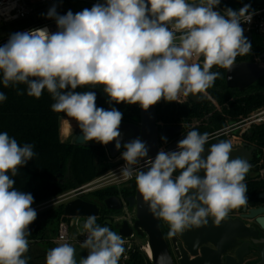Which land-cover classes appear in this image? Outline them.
Wrapping results in <instances>:
<instances>
[{
	"label": "clouds",
	"instance_id": "obj_1",
	"mask_svg": "<svg viewBox=\"0 0 264 264\" xmlns=\"http://www.w3.org/2000/svg\"><path fill=\"white\" fill-rule=\"evenodd\" d=\"M221 0H96L89 8L60 15L56 5L46 13L57 31L47 27L9 35L0 46V74L5 88L39 99L46 89L54 112L64 123L75 121L82 141L115 142L121 150L120 175L135 176L137 191L150 212L169 226L173 237L214 219L219 225L233 209L248 202L245 178L251 163L231 158L233 144L220 140L209 148L208 133L193 128L176 150L161 148L153 158L139 137L122 144L123 113L97 106L95 91L102 85L107 103L139 105L144 111L162 100L200 95L208 98L219 72L231 70L238 56L252 51L244 24L251 23V4L219 10ZM7 99L0 92V102ZM161 139L167 143L166 137ZM207 155L205 156V152ZM37 155L34 145L21 146L0 132V264H28L29 226L37 219L31 193L18 190L13 177ZM201 172L204 173L201 176ZM264 174V173H262ZM90 215L83 223L80 245L87 256L77 262L76 247L62 243L46 252L45 264H119L124 241Z\"/></svg>",
	"mask_w": 264,
	"mask_h": 264
},
{
	"label": "trees",
	"instance_id": "obj_2",
	"mask_svg": "<svg viewBox=\"0 0 264 264\" xmlns=\"http://www.w3.org/2000/svg\"><path fill=\"white\" fill-rule=\"evenodd\" d=\"M71 1L76 6L75 12L85 8L90 9L96 3V0H70L69 2ZM244 4H251L253 10L259 8L254 4V0H221L220 8L230 7L238 10ZM66 13L62 12L63 15ZM45 20L25 22L21 29L39 25ZM13 32L15 31L6 35ZM252 49L260 55L264 53L263 38L256 33L253 34ZM249 58L248 55L239 56L235 62L249 60ZM211 71L221 74L214 85L207 90L211 99L203 97L198 102L188 100L185 104L179 105L162 100L158 103L159 121L168 125H185L189 131L195 128L200 133H208L210 138L224 129L227 124L264 107V79L241 93L227 86L226 69L214 66ZM0 81H2V74H0ZM17 88L23 90L24 94L17 95L16 88H5L0 82V92L7 96L5 101L0 102V132H7L21 146L25 143L34 145V152L37 155L26 166L21 167L18 175L13 177L18 190L31 193L34 197L32 207L82 187L111 170L107 151L102 144L76 145L70 141H62L60 122L62 118L67 117L64 113L52 110L51 105L55 101L46 89L37 99L27 95L26 85L20 84ZM77 91H95L97 106L105 109L116 107L123 113L122 122L139 124L141 121L139 105L124 103L110 105L107 103L102 85H88L78 88ZM196 122L199 124L193 126ZM246 138L258 146V152L255 155L256 168L249 171L244 181L247 185L248 202H252L264 190V180L259 179L260 170H264V124L254 126L246 133ZM209 145L210 143L205 147ZM135 192L136 182L131 189L124 188L119 191L111 186L88 192L82 197L93 203L96 200L104 204L107 198L120 196L121 193L124 198H127ZM111 211L113 212L107 209L100 213L96 223L100 226H108L115 232L114 225L106 222V214ZM67 219L64 216V205L37 212V219L29 226L31 235L28 237L29 251L26 253V256L30 257L28 264H45L46 252L58 245L55 240L59 224ZM127 256L128 258L125 259V255L122 254L119 264H153L151 257L135 243H132L127 251Z\"/></svg>",
	"mask_w": 264,
	"mask_h": 264
},
{
	"label": "water",
	"instance_id": "obj_3",
	"mask_svg": "<svg viewBox=\"0 0 264 264\" xmlns=\"http://www.w3.org/2000/svg\"><path fill=\"white\" fill-rule=\"evenodd\" d=\"M258 7L264 6V0H254ZM252 44L253 34H245ZM264 59V53L260 56ZM226 84L229 88L237 89L244 93L249 87L264 79V68L256 62H235L231 70L225 72ZM193 102H198L202 96H189ZM140 108V106H139ZM141 121L139 124L122 122L120 132L122 144L137 137L142 139L149 146V156L155 157L159 151V141L161 137H166L170 142L165 151L176 150V145L187 133H184L183 125H165L160 127L158 104L152 106L148 111L140 108ZM211 140V137L209 138ZM76 145H86L82 141L81 132L76 136ZM111 158H117L121 150L115 149V142L103 145ZM209 147H206V149ZM231 158L237 156L246 159V155L251 156L255 148H234ZM207 151L205 152V156ZM204 173L201 172V176ZM264 199V193L260 195ZM130 208L135 209L136 217L133 227L127 220L114 224L112 219L106 222L114 225L119 235L123 238H130L134 231L138 237L147 238L151 246L153 257L150 258L153 264H244V258L253 250L257 257L256 264H264V206L251 209L245 207L240 216H227L219 225L214 223V219L209 217L208 223L201 227H193L168 239L161 227V219H157L150 212L147 203L144 202L137 191L134 196L127 199ZM109 210H122L123 205L119 196L107 198L104 202ZM101 207L97 203L87 201L78 195L74 200L69 201L64 206L65 217L81 218V227L88 216H100ZM255 220L258 228L250 226L246 220ZM166 226L169 228L168 224ZM242 240H250L242 244ZM76 247L77 262L81 257L87 256V250ZM177 260V262H176ZM251 264V263H247Z\"/></svg>",
	"mask_w": 264,
	"mask_h": 264
},
{
	"label": "built area",
	"instance_id": "obj_4",
	"mask_svg": "<svg viewBox=\"0 0 264 264\" xmlns=\"http://www.w3.org/2000/svg\"><path fill=\"white\" fill-rule=\"evenodd\" d=\"M51 1H54V0H0V21L4 23H17L20 21L27 20L34 13H36L38 7L45 6ZM219 10H223V9L219 8ZM43 27H47L50 32L57 31L55 20L46 19L43 23L39 25H33L32 27L20 29L13 33L24 32L30 29L43 28ZM243 27L245 28V34L248 32H251L252 34L256 33L257 35L262 37L264 41V6H260L258 9H256L255 15L253 16L251 23L244 24ZM9 35H6L3 38H0V46H2L4 43L7 42ZM248 56H250L249 60H243L241 62H256L259 64L260 67L264 68V59L260 58L261 56L260 54H258L252 49L251 53L248 54ZM240 57H243V56H240ZM188 100H190L189 97H180L179 101L175 103L178 105L185 104L186 102H188ZM214 103L216 102L214 101ZM158 124L160 127L168 125V124H164L162 121H159ZM263 124H264V107L251 112L245 117H241L238 121L230 123L229 126L226 129H224L225 134L227 135L226 140L231 141L234 148H239V147H244V146L250 147L252 145H255V143L250 142L246 138V133L249 132L253 126H260ZM194 125L195 123L193 124V126ZM222 131L223 130L218 131L216 132V134H222ZM161 148L166 150L167 146L165 144H162L159 147V150ZM120 155L117 158H111L109 156V160L114 165L119 163L115 168H113L111 171H109L105 175L93 180L92 182L82 187H79L73 190L72 192L68 194H74L75 196H78V195L86 194L88 192H92L96 189H101V188L111 187V186H114L119 191H121L122 189L126 187V185H128L130 181L135 182V176H133L132 179L125 181L120 175V167L124 163V161L120 159ZM66 195L67 194H65V196ZM40 205L41 204L33 206V208L36 209ZM122 205H123V208H122L123 213L121 217L113 218L114 224L122 223L124 220H127L130 226L133 227L135 217H136V211L135 209L131 210L128 208L129 204L127 201H123ZM130 211H133V214H131ZM67 218H68L67 220H62L60 222L55 242L60 243V244L69 243L72 246H80L86 237V232L83 229V227H81L82 219L78 217H71V218L67 217ZM69 220H75V224H73ZM74 225L77 227V230H78V233L76 235H72V228ZM117 234L119 235L118 231H117ZM136 237H137V234L135 231L130 238L122 237L124 242L130 241L128 250L132 245L131 241H134ZM141 249L144 250V246H141ZM127 258L128 256L126 254L125 259Z\"/></svg>",
	"mask_w": 264,
	"mask_h": 264
},
{
	"label": "rangeland",
	"instance_id": "obj_5",
	"mask_svg": "<svg viewBox=\"0 0 264 264\" xmlns=\"http://www.w3.org/2000/svg\"><path fill=\"white\" fill-rule=\"evenodd\" d=\"M69 1L70 0H54V1H51L50 3H48L45 6L38 7L36 13H34L29 19L24 20V21H20V22H17V23H4V22L0 21V38H2L3 36H5L7 33L11 32V31L20 30L22 28V26L25 24V22H28V21L34 22V21H37L39 19H49V18L46 17V13L53 5H56L57 12L60 15H63L62 12H67L68 10H71L73 13H75V9H76L75 8L76 7L75 4H73L72 1H71V3ZM219 8H220V6H219ZM215 105H217V103H215ZM217 108L220 109L219 106ZM62 119H64V118H62ZM62 119H61V121H62ZM198 123L199 122H196L195 125L198 124ZM227 125H229V124H227ZM60 132H61V122H60ZM79 132H80V129H79V127H77L68 138H63L62 134H61V139H62V141L74 142V139L79 134ZM93 142L94 141H90V142L87 143V145H91ZM107 155H108V158H109V153L108 152H107ZM109 162L111 163V166H112L111 170L113 168H115L119 164L118 163V164L114 165L110 160H109ZM135 182L134 181H130L128 183V185H126L125 188L131 189L132 185ZM70 192H72V191H70ZM70 192L65 193V194H67L66 196L64 194V195H62L60 197H57L55 199L49 200V201H47L45 203H42L35 210L37 212H40V211H43V210H46V209H49V208H57L60 205H64L65 206V204H67L69 201L74 200L75 198L78 197V196H75L74 194H68ZM83 195L84 194H82V196ZM130 213L133 214V211H130ZM113 214L117 218L121 217V215H122L120 210L119 211H114ZM69 221L72 222L73 224H75V220H69ZM115 232L117 233V230ZM77 233H78L77 227L74 225L73 228H72V235H76ZM131 242L135 243V244H138L140 246H144L145 244H147L148 240H147V238H142V237H138L137 236L134 239V241H131ZM129 243H130V241L124 242L123 246H124L125 251H124L123 255L127 254ZM57 244L59 245L60 243H57Z\"/></svg>",
	"mask_w": 264,
	"mask_h": 264
},
{
	"label": "flooded vegetation",
	"instance_id": "obj_6",
	"mask_svg": "<svg viewBox=\"0 0 264 264\" xmlns=\"http://www.w3.org/2000/svg\"><path fill=\"white\" fill-rule=\"evenodd\" d=\"M203 98V97H202ZM201 98V99H202ZM200 99V100H201ZM196 125H198V124H196ZM229 125H227L224 129H226L227 127H228ZM185 127V130H184V133H187L188 131H189V129L186 127V126H184ZM254 127V126H253ZM252 127V128H253ZM224 129H222L223 131H222V134H216L215 133V135L213 136V137H211V140H209V142L208 143H210V145L209 146H207V147H210L212 144H214V143H217V142H219L220 140H226V134H225V130ZM222 137V138H221ZM162 144H165L167 147L169 146V144H170V142L169 141H167V143H165L161 138H160V141H159V147L162 145ZM206 148V147H205ZM244 148H248V149H251V148H255V150L252 152V155L251 156H249V155H246V159L251 163V165H252V168L251 169H254V168H256V164H255V155H256V153L258 152V146L255 144V145H252V146H250V147H245L244 146ZM262 173H264V170H260V173H259V175H260V177H259V179H262V180H264V174H262ZM262 193H264V190L262 191ZM261 193V194H262ZM135 194H136V192H135ZM134 194V195H135ZM261 194H259V196L256 198V199H254L252 202H247V204L245 205V206H241L240 208H237V209H233V210H231L230 212H229V215L228 216H240L242 213H243V209L245 208V207H247L248 209H251V208H254V207H258V206H264V199H261L260 198V195ZM134 195H130V196H134ZM130 196H128V197H130ZM120 199H121V201H122V203H123V201H127V199H128V197L127 198H124V196L122 195V193L120 194ZM95 201V203H97L98 205H100V207H101V213L102 212H104V211H106L108 208L106 207V205L105 204H103V203H100L99 201H96V200H94ZM128 208L129 209H133V208H130L129 206H128ZM114 212V211H113ZM113 212L111 211V212H108L107 214H106V216H107V220H109V219H112V221H113V218L115 217V215L113 214ZM120 212L121 213H123V209L122 210H120ZM106 220V221H107ZM246 223L248 224V225H250V226H255V227H257L258 228V225L256 224V222H255V220H250V219H248V220H246ZM161 227H162V229H163V231H164V233L166 234V237L168 238V239H170V237L168 236V232H169V228L166 226V222L165 221H163V220H161ZM250 240H242L241 242H242V244H244L245 242H249ZM250 248V253L244 258V264H247V263H251V264H256V262H257V257L256 256H254V253H253V250L251 249V247H249ZM176 262H177V260H176Z\"/></svg>",
	"mask_w": 264,
	"mask_h": 264
},
{
	"label": "bare ground",
	"instance_id": "obj_7",
	"mask_svg": "<svg viewBox=\"0 0 264 264\" xmlns=\"http://www.w3.org/2000/svg\"><path fill=\"white\" fill-rule=\"evenodd\" d=\"M67 118L62 119L61 121V134L63 138H68L72 132L78 127L77 123L75 121H72V127L69 128L65 123L64 120ZM145 252L149 255V257L152 258V249L151 246L148 244L144 245Z\"/></svg>",
	"mask_w": 264,
	"mask_h": 264
},
{
	"label": "crops",
	"instance_id": "obj_8",
	"mask_svg": "<svg viewBox=\"0 0 264 264\" xmlns=\"http://www.w3.org/2000/svg\"><path fill=\"white\" fill-rule=\"evenodd\" d=\"M98 144H100V143H97L94 141L91 145H98Z\"/></svg>",
	"mask_w": 264,
	"mask_h": 264
}]
</instances>
